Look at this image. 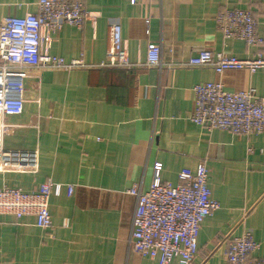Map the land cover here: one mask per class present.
<instances>
[{
  "label": "crops",
  "instance_id": "crops-1",
  "mask_svg": "<svg viewBox=\"0 0 264 264\" xmlns=\"http://www.w3.org/2000/svg\"><path fill=\"white\" fill-rule=\"evenodd\" d=\"M75 2L78 0H63ZM37 0H0V23L36 12ZM81 28L63 25L43 51L72 70L33 69L24 79L23 111L5 119L14 128L1 146L32 152L28 171L0 173V188L33 192L52 183L50 229L33 216H0V264H160L130 251L136 200L152 182L176 185L199 164L219 209L201 224L194 264H225L228 241L245 230L264 257V133L243 137L195 126L192 88L219 82L227 91L254 89L264 101V69L254 73L182 68L200 50L239 59L264 56V0H86ZM224 9L255 17L259 48L225 40L215 18ZM118 23L132 66L92 68L105 58L109 26ZM149 47L161 67L146 68ZM252 148V153L248 152ZM33 164V165H32ZM72 188L70 193L69 189ZM169 264H183L180 258Z\"/></svg>",
  "mask_w": 264,
  "mask_h": 264
},
{
  "label": "built area",
  "instance_id": "built-area-1",
  "mask_svg": "<svg viewBox=\"0 0 264 264\" xmlns=\"http://www.w3.org/2000/svg\"><path fill=\"white\" fill-rule=\"evenodd\" d=\"M86 0H37L36 12L23 16H8L0 23V173L28 171L32 152L7 151L1 146L3 137L14 127L5 119L18 116L23 111V81L36 68L69 71L82 66L81 61H65L49 55L43 46L63 25L81 28L89 14ZM137 4L139 0H127ZM217 29L225 40H240L248 48H259L263 40L256 31V20L246 9H224L215 18ZM129 62L123 46L121 27L109 26V45L104 60L92 68L127 70ZM146 68L161 67V49L149 47ZM182 68H211L219 75L227 70H245L254 73L264 69V56L239 59L224 52L200 50L178 63ZM194 95L191 123L208 132L227 131L233 135L251 137L264 133V101L254 89L227 91L219 82L197 84ZM252 153V148L248 149ZM33 165V164H32ZM208 169L204 163L195 173L180 176L179 182H152L146 191L136 186L126 193L136 200L132 219V232L128 241L131 252L158 259L169 264L180 258L183 264H194L197 255L196 236L203 221L219 209L211 198L207 184ZM52 183L41 184L33 192L0 188V216L12 215L16 219L33 216L40 229L52 226L49 214V197ZM70 193L72 188L69 189ZM260 245L252 232L245 230L230 239L225 248V264H264V257L257 255Z\"/></svg>",
  "mask_w": 264,
  "mask_h": 264
}]
</instances>
